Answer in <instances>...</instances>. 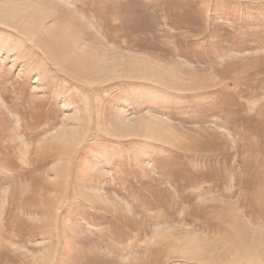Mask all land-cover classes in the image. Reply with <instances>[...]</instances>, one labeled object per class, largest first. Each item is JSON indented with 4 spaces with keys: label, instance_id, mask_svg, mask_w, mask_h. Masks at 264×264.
<instances>
[{
    "label": "rangeland",
    "instance_id": "1",
    "mask_svg": "<svg viewBox=\"0 0 264 264\" xmlns=\"http://www.w3.org/2000/svg\"><path fill=\"white\" fill-rule=\"evenodd\" d=\"M0 264H264V0H0Z\"/></svg>",
    "mask_w": 264,
    "mask_h": 264
},
{
    "label": "bare ground",
    "instance_id": "2",
    "mask_svg": "<svg viewBox=\"0 0 264 264\" xmlns=\"http://www.w3.org/2000/svg\"><path fill=\"white\" fill-rule=\"evenodd\" d=\"M15 7V6H14ZM19 9V8H18ZM15 12H17V11H15ZM22 12H24V11H22ZM9 18V17H8Z\"/></svg>",
    "mask_w": 264,
    "mask_h": 264
}]
</instances>
